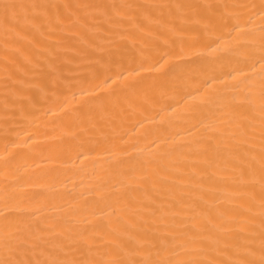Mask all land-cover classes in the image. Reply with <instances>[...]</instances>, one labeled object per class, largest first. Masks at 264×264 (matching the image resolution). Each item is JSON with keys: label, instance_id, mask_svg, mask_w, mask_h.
Segmentation results:
<instances>
[{"label": "bare ground", "instance_id": "1", "mask_svg": "<svg viewBox=\"0 0 264 264\" xmlns=\"http://www.w3.org/2000/svg\"><path fill=\"white\" fill-rule=\"evenodd\" d=\"M0 264H264V0H0Z\"/></svg>", "mask_w": 264, "mask_h": 264}]
</instances>
